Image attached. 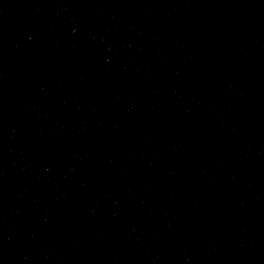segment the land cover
<instances>
[{
  "label": "water",
  "instance_id": "obj_1",
  "mask_svg": "<svg viewBox=\"0 0 264 264\" xmlns=\"http://www.w3.org/2000/svg\"><path fill=\"white\" fill-rule=\"evenodd\" d=\"M0 264H264V0H0Z\"/></svg>",
  "mask_w": 264,
  "mask_h": 264
}]
</instances>
